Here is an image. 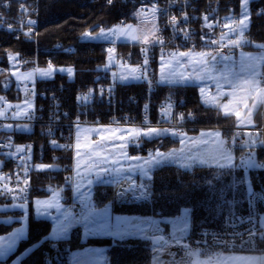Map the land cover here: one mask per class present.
I'll list each match as a JSON object with an SVG mask.
<instances>
[{
  "label": "built area",
  "instance_id": "obj_1",
  "mask_svg": "<svg viewBox=\"0 0 264 264\" xmlns=\"http://www.w3.org/2000/svg\"><path fill=\"white\" fill-rule=\"evenodd\" d=\"M123 1L135 6L137 13L155 16L159 22L153 41L139 44L135 52L131 48L128 51L119 49V44L107 45V49L112 50V70H116L119 65L135 66L141 77L139 83L143 85V95L149 98L156 90L153 65L157 59L185 49H212L221 57H230L250 44L249 38L241 35L239 30L233 31L240 21L237 16L212 17L205 10L198 9L197 0ZM39 2L0 0V32L10 35L13 40L36 45L34 31L37 27ZM124 24V19L118 21V26ZM241 40L246 42L237 43ZM59 47L55 45L54 48ZM73 51L62 49L65 53ZM40 67L39 60L28 59L24 54L9 49L1 53L0 212L9 207L6 205L30 204L35 184L47 177L45 179L53 180L50 191L62 197L74 218L81 217L78 215L80 213H86L83 201L74 199L75 140L80 127L134 130H148L151 127L172 131L177 135L190 130H203L196 124L193 111L179 98H168L157 112H154L150 103L147 106L143 104L146 108L138 120L122 118L118 92L121 83L110 78L106 71L94 79L97 84L94 89L75 92L71 105L63 102L61 87L56 92H50L40 86V79L35 76L34 81L22 90L21 83L12 76L15 71L25 73L30 69H34L36 74ZM129 102L135 104L136 95H131ZM105 114L113 115L106 117ZM210 129L213 128L207 127L205 130ZM231 130L233 136L224 140L227 151L242 150L243 158L252 160L254 140L250 136L259 129L233 127ZM130 146L139 150L141 155L144 148L142 137L138 138V143L130 140ZM254 165L253 169L264 170V162L254 161ZM121 183L120 180L113 192L116 204L148 201L147 198L129 202L125 198L130 194ZM134 183L140 185L139 181L134 180ZM42 184L45 186L47 182ZM145 220L147 237L166 241V249L171 253L169 264H188L195 257L217 252L264 255V194L258 191L247 197L244 213L226 214L218 228L200 229L191 236L171 237L163 219L149 216ZM106 257L109 258V255ZM44 264H71L69 247L62 244L52 246L45 254Z\"/></svg>",
  "mask_w": 264,
  "mask_h": 264
},
{
  "label": "trees",
  "instance_id": "obj_2",
  "mask_svg": "<svg viewBox=\"0 0 264 264\" xmlns=\"http://www.w3.org/2000/svg\"><path fill=\"white\" fill-rule=\"evenodd\" d=\"M240 2L241 0H197V7L210 13L212 17L239 16ZM248 8L249 26L246 36L252 45L262 43L264 14L261 12L264 10V0H252ZM135 11V6L123 0H111L110 3L105 0H40L35 29L36 45L23 40H13L10 35L0 32V57L3 50L9 49L24 54L28 59H32L37 54L42 68H48L51 65L56 70L71 69V79L66 73L56 72L51 79L39 82L41 87H46L50 92H56L58 88L64 87L63 92L60 93L61 98L71 103V98L76 91L94 89L97 85L94 82L95 77L107 67L106 45L108 43L87 41L83 36L88 32L95 33L99 29L115 26L121 18L130 20ZM55 45L60 47L55 49ZM252 45L246 48L252 49ZM65 48L75 49V51L64 53L62 49ZM122 49L130 50L128 47ZM118 92L122 113L132 120H137L144 100L141 84L120 85ZM170 94L186 102L187 107L195 114L198 125L217 126L221 129L235 127L233 116H223L216 109L200 102L197 86L157 84L154 95L155 107ZM131 95L137 97L135 104L128 100ZM259 114L260 108L254 114L255 127L260 126ZM223 134H226L225 130ZM169 137L159 136L148 139L143 136V145L159 151L177 147L179 141L177 143V140ZM252 152L255 161L264 162V148L260 146ZM235 153L242 159L243 151ZM224 169L227 170L211 165L188 168L174 163L156 166L147 176L148 179L150 178L149 187L151 188L149 201L130 205L113 203L112 212L140 218L151 214L172 219L179 216L182 210L191 209L188 213L191 224L188 235L191 236L200 229H216L226 214L246 211L248 195L245 193V186L237 184L226 193L225 200L229 203H225V200L214 198L209 190L210 187L219 191L221 187L227 188L233 180L238 181L242 178L245 180L244 177H246L250 192L258 191L264 194V170L248 169L244 172ZM217 172L232 174L227 177L221 175L220 180L217 181L214 178ZM208 180H212L211 186L206 183ZM42 185V180L35 184L34 196L48 195ZM110 187L109 185L95 187L93 199L96 208L104 207L110 201ZM5 213L0 212V220L5 218L3 216ZM14 226L12 223L0 221V236L9 233ZM50 230L49 220L36 219L30 214L27 236L18 242L15 250L4 262L20 258V264H44L45 254L50 251L52 244L57 242L68 243L71 249L85 245L103 246L106 248V254L109 255L108 264H151L153 246L148 239L128 238L115 241L111 238L90 237L84 243H80V233L75 229L71 231L67 239L62 241L46 240Z\"/></svg>",
  "mask_w": 264,
  "mask_h": 264
},
{
  "label": "rangeland",
  "instance_id": "obj_3",
  "mask_svg": "<svg viewBox=\"0 0 264 264\" xmlns=\"http://www.w3.org/2000/svg\"><path fill=\"white\" fill-rule=\"evenodd\" d=\"M250 1L252 0H248L247 8L245 9L244 0H241L240 13L239 16H237L240 20L243 19L242 13H244L245 11L248 17L249 15L248 5ZM150 17L152 16L139 14L137 13L136 10L130 20L124 19L125 24L123 26H118L116 24L115 26H112L107 29H99L95 33L88 32L83 36V38H85L87 41L105 42L108 44H119L118 47L119 49H121L122 47H130L131 50L135 52L137 51V46L139 44L153 41L155 37L156 31L150 20ZM247 29L243 31V35L245 36ZM251 45L252 43L250 42V44L246 47H249ZM246 47H243L235 55L227 57V59H224V57L219 56L212 49H204V50L185 49V50L176 51L172 55L159 58L155 61V64L153 65V69L157 74L156 77H158L156 78V80L158 79V81L160 82L165 80L169 83L173 82L183 85L197 86L199 100L203 105L216 109L217 111L222 113L223 116H233L235 119V124L240 125L243 128H249V127L258 128V129L262 127L264 128V103L258 102L257 106L253 107L252 97L256 95V92L253 85L251 83H248L253 79L255 74V79L260 82L259 87L264 88V79H262L264 78V72H263L264 41L262 43L253 44L252 49H247ZM107 52H108V57L106 64L107 66H112L114 63L112 59V50L109 51L107 50ZM180 53H185L186 55L181 56ZM201 53H205V54L210 53L211 55H200ZM212 57H215V59H213ZM127 67H131L135 69L136 70L135 73L137 77H139L138 76L139 70L135 66L129 65ZM112 68L106 67V70L104 69V71H106V74L110 76V78L112 76V73H115L114 75L118 74L116 73V71L118 68H120V65L116 67V70H112ZM41 70L48 71L49 67L47 69H38L36 74L34 69H30L25 73H19L15 71L14 73H12V76L15 78L17 82L21 83L22 90H24L29 84H31L34 81L35 76H37L40 80H48L51 79L56 72H62L68 74V77L70 79L72 77V74H69L68 70L67 71L56 70L55 68L51 67V74L48 76H42L40 74ZM128 72H129L128 70L121 69L120 70L121 78L119 74L118 77L120 79H125L128 77L127 76ZM181 74H183V77L185 78L183 81L181 80ZM100 75L101 72L96 77H99ZM189 77L190 79H187ZM136 83H139V79ZM136 83H121V85L136 84ZM233 84L237 85V87L233 88ZM141 86H142V91L144 93L143 85L141 84ZM154 95L149 98L147 97V95L144 96L142 94L144 100L141 105V110L139 111V114L137 116V120L138 117L141 116L143 110H145L148 103H150L151 108L152 106H155ZM168 98L178 99V97L170 94V96L166 97L164 100H162L159 103L158 106H156L154 112H157L160 109V105L163 104L166 100H168ZM245 101L247 102V107H245ZM143 104H145L146 106H144ZM25 106L28 107L29 105L25 104ZM259 108H260L259 116H261L259 117L260 126L255 127L253 117L255 112ZM111 109L112 108H110L109 110ZM249 110L251 111L249 112ZM118 112L119 111H117V114ZM236 113L240 114L239 118L237 117ZM120 114L119 115L122 118L128 117L130 119V117L128 115L123 114L121 110H120ZM105 115L107 117L113 114H105ZM209 128H213V129L205 130L206 127H202L204 132L190 130L182 135H172L173 133L172 131H168V130L165 131L160 136H170L169 138L174 139L175 141L177 140V143L179 141V145L175 148H172L168 152L157 151V153L159 152L169 156L168 161L162 164L175 163L182 167H188V168H192L195 166H202V165H206V166L211 165L215 167H221V165H233L236 167L226 168V169L227 170L236 169L240 171L242 170L244 172L248 169H252V167L255 166L253 163V161L255 160L254 158L252 160L244 159L242 153V159H240L238 155L235 153L240 151H234L230 153L225 149L223 142L224 139L228 136L229 129L231 128L221 129L217 126H213ZM158 130H164V129H158ZM224 130L226 131V134H223ZM139 131L143 133L142 130ZM134 133L135 130L131 128H123V129L111 128V127L110 128H105V127L78 128L76 134V140H75L76 147H75L74 163L76 166L75 175L77 171V174L80 173L79 175H81L82 178L84 179L81 183H79V187L82 189V191L85 190L86 183L88 182V176L93 175L92 178L97 179L98 177L97 172H99L100 169H110V171L107 172L109 175L115 173L116 171L115 175L113 176V184L111 183V185H109L111 186L109 197L112 204L113 203L116 204L114 202L113 192L116 184L121 180V178H126V177L135 178L140 182V184L142 183L149 184V179L146 177L150 173L149 170L159 165H156L154 163H146V161H151L155 157H148L146 160H143L144 156L148 154L147 150L149 149V147L143 146L144 148H142L141 151L142 156H141L139 154V150L132 148L130 146V137H132ZM101 136L105 137V148L103 151L95 147L96 143L100 141ZM140 137H143V135H141ZM144 137L148 138L147 136ZM153 137L156 138L159 136H153ZM250 138L255 141V145L253 149L255 148L259 149L260 146L264 148L262 143H260L262 141V134L260 132H256L255 134H252ZM113 145H117V146L126 145V146L124 148H119V147H113ZM78 152L80 153L79 156L77 155ZM97 153H99V155H97ZM133 157H139V159H132ZM105 158H106V162H105ZM249 161H251V165H249L248 163ZM145 173H147V175H145ZM45 178L47 177H44L41 180L42 182H47V184L44 187L46 191H50L53 180L45 179ZM244 178L245 180L242 178L244 180V183L242 185L241 184L238 185L245 186L244 187L245 193L249 195L250 188L248 187L247 184V178L246 177ZM75 185H77V177H76ZM75 198L77 197L74 196V199ZM140 202H145V201H140ZM140 202L130 203V204H138ZM63 204L65 205V207L62 208L61 206L63 205H61L57 193H52L50 197H48L47 199L45 198L41 200H35L34 202V205L37 206L38 208L42 206L46 207L48 205H52L50 207L51 209L55 208L54 213H51L50 210V212L46 213L45 216H42V217H49L52 221V226L48 237L49 239L52 240L54 239V241L55 240L62 241L64 239H67L71 231L75 229L79 232V228H76L78 226L82 227V231H83L82 234L84 238H87L88 236L90 237L91 235L94 234L95 235L107 234L112 230H114L116 233H120L123 229L125 231L127 229V223H125L124 225L126 227H122V225H120V223L116 219H114L112 223L111 220L109 219L108 211L106 209H102L103 207L102 208L100 207V210L94 208L95 210H93V214H94L93 221L89 223V227L86 228L83 221H78L77 220L78 218L75 219L73 217L69 208H67L68 207L67 203L63 202ZM130 204H118V205H130ZM16 206L17 205H12L9 206V208H5L3 211L6 212L5 214H3L5 218H1L0 220L1 222H5L7 224L12 223L15 225L9 233L0 236V247L7 248L9 244H12L13 245L12 251L16 248L17 243L21 239H24L27 236V232H28V217H29L28 208L25 207V205L23 208ZM58 207L61 208L59 211L56 210ZM19 209H21L24 212V215H22ZM85 209L87 210V206H85ZM90 214L91 211L89 210L88 217H90ZM65 215L72 217V224L68 227L65 235H63L61 238H54V233L60 227L61 223L64 222ZM149 216L152 215L151 214L147 215L145 217H142L141 219H147V217ZM152 217H154L157 220L168 219V218H162L156 216H152ZM185 225H187L186 228ZM17 229H22V237L17 234ZM188 229H189V215L185 217V214L182 210L179 216L173 218L170 221V235L172 237H175L173 235L177 233L183 234ZM158 239L163 243V249L157 252L158 254H160L159 255L160 258L158 256H154L153 259L151 260V264H169L171 253L168 249H166V241L161 238ZM59 244L70 246V244L68 243H57V242L53 243L52 246ZM152 244L154 246L155 242L152 241ZM153 254L154 253L152 252V256ZM233 258H244V259H233ZM262 261H264V255L258 256L254 254H245V253L217 252V253L206 254L201 257H195L191 259L188 264H261Z\"/></svg>",
  "mask_w": 264,
  "mask_h": 264
},
{
  "label": "crops",
  "instance_id": "obj_4",
  "mask_svg": "<svg viewBox=\"0 0 264 264\" xmlns=\"http://www.w3.org/2000/svg\"><path fill=\"white\" fill-rule=\"evenodd\" d=\"M150 20H151V22H152V24L154 26L155 31H156L157 27H158V23H159L157 18L155 16H152V17H150ZM248 22H249V15H248ZM107 67L109 68L110 66H107ZM121 69H125V70L129 71L127 73L128 74L127 78L120 79L121 78V76H120V70ZM135 71L136 70L131 68V67L120 66V68H118L117 71H116V73L119 74L120 78L118 77V74L114 75L115 73H112L111 78L113 80H116L118 83H136L138 81V79H134L133 78L134 76L137 77ZM156 76H157V74H156ZM156 78H158V77H156ZM156 81H157V84H163V85H183V84H178V83H173V82L169 83V82H167L165 80L160 82L157 79ZM253 120H254V117H253ZM236 127L243 128L240 125H236ZM249 128H252V127H249ZM76 134H77V132H76ZM196 135H198V134H196ZM152 138H155V137H152ZM170 150L160 151V152H168ZM157 151H159V150L149 149L148 150V154L146 156H144L143 160H146L148 157H155V155L157 154ZM155 167H153V168H155ZM75 170H76V168H75ZM151 170L152 169H150L149 171H151ZM115 173H116V171H115ZM115 173H112L111 175H109L107 173V174H104V175H102L100 177H97V179H95V178L93 179L92 178L93 175H89L88 176V182L86 183V186H85V190L82 191V189L79 187V183H81L84 179L82 178L81 175H79L80 173L77 174V171H76L77 185H76V190H75V196L77 198L85 199V201L87 203V210H86V213L84 215H86L88 217V212H89V210L91 211L90 217H88V223H91L93 221V215H94L93 214V210H95L94 208H96L95 207L96 205H95V202H94V199H93L95 187L99 186V185H111V183L113 184V176L115 175ZM101 180L103 181V183L100 182ZM48 197H50V195L34 198L32 200V203L30 205H28V206H25V207L28 208V214L29 215L32 214L36 219L49 220L51 222V226H52L51 219L49 217H42V216H45L46 213L50 212V210H51V213H54L55 212V208L51 209L48 206H46V207L42 206L43 208L42 207L38 208L37 206L34 205L35 200H41V199H45V198L47 199ZM59 200H60L61 205H63L61 207L62 208L65 207V205L63 204V202L60 199V197H59ZM104 206L105 207H103V208L101 207V208L102 209H106L108 211L109 219L111 220V222L113 223L114 219L117 220V217H119V218H121V220L119 221L120 225H122V227H126L124 225H125V223H127V229H126V231L123 229L120 233H116L114 230H112V231H110L107 234H102V235H99V234L95 235L94 234V235L90 236L91 238H111L112 240H115V241H122V240H125V239H128V238L148 239V240L151 241V243H152V241L155 242L154 246L152 244V246H153L152 247L153 248L152 252L154 253L153 256H152V259H153L154 256H158L160 258V256H159L160 254H158L157 252H159L161 249H163V243L158 238H153V239L147 238V236H146L147 222H146L145 219H141L140 217H135V216L114 214L112 212V203H111V201H108ZM7 208H9V207H7ZM60 209L61 208L59 207V210ZM97 209L100 210V208H97ZM19 210L21 211L22 215H24V212L21 209H19ZM56 210H58V208ZM172 219H163L164 222H165L164 223L165 224L164 225L165 229H166V231H167V233L169 235H170V221ZM77 220L81 221V217L78 218ZM190 226H191V224H190V220H189V229L183 234H180V233L178 234L177 233V234H175L173 236H175V237L187 236L189 234V232H190ZM76 228H79V233H80L79 234V241H80V243H84L88 238H90L89 236L87 238H84V236L82 234V232H83L82 231V227L78 226ZM58 240H60V239H58ZM11 253H9L8 255H6L3 258V264H20V262H19L20 258L14 259L11 262H4ZM106 255H107L106 254V248L103 247V246H88V245H85V246L76 247V248L72 249L71 250L70 259H71V264H108V259L109 258H107ZM261 264H264V261H262Z\"/></svg>",
  "mask_w": 264,
  "mask_h": 264
},
{
  "label": "snow or ice",
  "instance_id": "obj_5",
  "mask_svg": "<svg viewBox=\"0 0 264 264\" xmlns=\"http://www.w3.org/2000/svg\"><path fill=\"white\" fill-rule=\"evenodd\" d=\"M111 2V0H109V3ZM247 2L248 0H244V3H245V9L247 8ZM154 11V10H153ZM261 14H264V10H262ZM242 16H243V19H241L237 25V27L235 29H233V31H237L239 30L241 32V35H243V31L245 29H247L248 27V17H247V14H246V11L244 13H242ZM173 23H175V18H173ZM103 34V33H102ZM242 42H246V41H237V43H242ZM213 43H215V41H213ZM181 56H184L186 55L185 53H180ZM200 55H211L210 53H201ZM213 59H215V57H212ZM224 59H227V57H224ZM69 74H71V69L68 70ZM40 74L42 76H48L51 74V65H49V70L48 71H40ZM134 79H139L141 77H133ZM185 78L183 77V74H181V80L183 81ZM187 79H190L187 78ZM264 79V78H262ZM248 83H251L255 89V92H256V95H254L252 97V100H253V107L257 106V103H264V88H260L259 87V81L255 79V74H254V77L251 81H249ZM237 87V85L233 84V88ZM227 107V106H225ZM245 107H247V102L245 101ZM251 110H249L250 112ZM227 114V113H226ZM237 117L239 118V113H236ZM165 131L167 130H158V129H155V128H149L146 132H143L141 133L139 130H135V133L132 137H130V140L132 142H137L138 143V138L143 135V136H147L149 139H151L153 136H160L162 135ZM172 135H177V133H172ZM183 142V141H182ZM260 143L264 144V140H262ZM126 145H113V147H119V148H124ZM96 148L100 149L101 151L104 150L105 148V137L101 136V139L99 142L96 143L95 145ZM77 155L79 156L80 153L78 152ZM97 155H99V153H97ZM170 155V154H169ZM132 159H139V157H133ZM169 159V156L168 155H165L163 153H157L155 158L151 161H146V163H154L156 165H160L162 163H165L167 162ZM105 162H106V158H105ZM249 165H251V161L248 162ZM257 167H259V165H256ZM222 168H233V167H236V166H233V165H221ZM110 171V169H100L99 172H97V176L100 177L104 174H107V172ZM232 173L231 172H223V173H215L214 174V178L219 181L220 180V177L221 175H223L224 177H227L229 175H231ZM145 175H147V173H145ZM150 179V178H149ZM101 183H103V181L101 180L100 181ZM26 183V181H25ZM209 186L212 185V180H208L206 182ZM244 183V180L243 179H240V180H233L231 184H229L227 186V188H219V191H217L216 188H213V187H210V192L213 194L214 198H219L221 200H225V197H226V193L228 191H231L237 184H243ZM127 191L129 192H132L133 193V196L132 198L133 199H147L150 195H151V188L149 187V184L147 183H142L140 185H132ZM137 193H139L137 195ZM120 195H124V193H121ZM40 203V202H38ZM225 203H229V201L225 200ZM49 207H51L52 205H48ZM16 207H21L23 208L24 205L21 204V205H17ZM58 211H59V207H58ZM184 214H185V217H187L188 213L191 212V209H184L183 210ZM81 216V221L84 222L85 224V227L88 228L89 227V223H88V217L86 215H84L83 213H80L78 214ZM121 220V218L117 217V221L119 222ZM72 224V217L68 216V215H65L64 216V222L61 223L60 227L55 231L54 233V238H61L63 235L66 234L67 232V229L68 227ZM187 227V225H185V228ZM183 231V230H182ZM17 234L19 236L22 237V229H17ZM264 235V234H262ZM250 237H251V234H250ZM46 240L49 239L48 237L45 238ZM179 242V240H177V243ZM12 247L13 245L12 244H9L7 246V248H3V247H0V264H3V258L9 253L12 251ZM233 259H244V258H233ZM183 264V262H182Z\"/></svg>",
  "mask_w": 264,
  "mask_h": 264
},
{
  "label": "bare ground",
  "instance_id": "obj_6",
  "mask_svg": "<svg viewBox=\"0 0 264 264\" xmlns=\"http://www.w3.org/2000/svg\"><path fill=\"white\" fill-rule=\"evenodd\" d=\"M121 19H124V18H121ZM117 25H118V22H117ZM35 32V31H34ZM107 45H110V44H107ZM107 45H106V50H108L107 49ZM122 48H124V47H122ZM129 49H130V47H128ZM65 49H68V48H65ZM70 49V48H69ZM74 51H75V49H73ZM109 51V50H108ZM68 53H73V52H68ZM108 57V56H107ZM34 59H37V60H39V58H38V56H37V54H35L34 55V57L32 58V60H34ZM110 67H112V66H110ZM109 67V68H110ZM40 69H47V68H42V67H40ZM14 78V77H13ZM14 80H15V78H14ZM49 80V79H48ZM16 81V80H15ZM40 81H43V80H40ZM156 86H157V83H156ZM62 88V91L60 92V93H62L63 92V90H64V87H61ZM79 91V90H78ZM77 92V91H76ZM75 94V93H74ZM74 94H73V96H74ZM73 96H72V100L70 101L71 103H73ZM63 102L65 103V104H67V105H71V103H68L69 101L68 100H63ZM154 107V109L156 108L155 106H153ZM195 121H196V119H195ZM197 124V123H196ZM198 125V124H197ZM200 126V125H199ZM201 128H202V126H200ZM207 128V127H206ZM256 129H258V128H256ZM145 131H147V129H142V132H145ZM196 131H201V132H204V130H196ZM258 132H260L261 134H262V140H264V137H263V135H264V128L262 127L261 129H259V131ZM233 136V134H232V130L231 129H229V134H228V136L224 139L225 141L227 140V139H229V138H231ZM223 142V145H224V147H225V149H226V142ZM254 145H255V141H254ZM263 146H264V144H262ZM149 150V149H148ZM147 150V151H148ZM227 150V149H226ZM146 151V152H147ZM228 152H232V151H228ZM141 156H142V154H141ZM255 161V160H254ZM254 161H253V163H254ZM254 167H252V169H253ZM255 170V169H254ZM134 180L136 181V182H138V180H136L135 178H121V184H123V186H124V188H125V190L127 191L130 187H131V185H134L135 183H134ZM75 190H76V187H75ZM74 190V191H75ZM48 192V195H51L52 193H55V192H52V191H47ZM128 194H130V196L129 197H127V198H125L126 200H128L129 202H133L135 199H133L132 198V196H133V193L132 192H127ZM250 193H252V192H250ZM249 193V194H250ZM34 194V193H33ZM32 194V198L34 199L36 196H34ZM58 194V193H57ZM139 193H137V195H138ZM58 196L60 197V199L62 200V197L58 194ZM249 196V195H248ZM247 196V197H248ZM41 197H43V196H41ZM37 198V197H36ZM75 199H77V200H82L83 201V206H87V203H86V201H85V199H82V198H75ZM63 201V200H62ZM149 201V200H148ZM12 205H15V204H11V205H6V206H12ZM19 205H21V204H19ZM23 205H25V206H27L26 204H23ZM150 239V238H149ZM69 247V250L71 249L70 248V246H68ZM51 249H52V246H51ZM50 249V250H51ZM70 257H71V250H70ZM70 261H71V259H70Z\"/></svg>",
  "mask_w": 264,
  "mask_h": 264
}]
</instances>
